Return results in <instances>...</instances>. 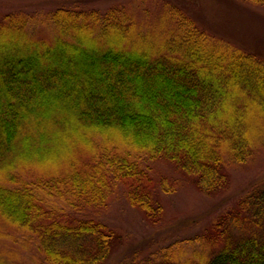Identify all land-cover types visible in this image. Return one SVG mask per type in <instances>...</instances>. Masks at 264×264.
I'll return each instance as SVG.
<instances>
[{
	"label": "trees",
	"instance_id": "1",
	"mask_svg": "<svg viewBox=\"0 0 264 264\" xmlns=\"http://www.w3.org/2000/svg\"><path fill=\"white\" fill-rule=\"evenodd\" d=\"M185 13L164 1L139 48L122 5H57L51 41L0 15V264H264V56ZM160 163L210 198L208 231L117 258L109 206L157 228L181 185Z\"/></svg>",
	"mask_w": 264,
	"mask_h": 264
},
{
	"label": "rangeland",
	"instance_id": "2",
	"mask_svg": "<svg viewBox=\"0 0 264 264\" xmlns=\"http://www.w3.org/2000/svg\"><path fill=\"white\" fill-rule=\"evenodd\" d=\"M75 0H0V15L7 11H19L33 14L28 23V30L36 37L51 41L56 31L48 21V11L60 4H70ZM87 7L102 8L108 5H122L135 18L137 28L132 37L134 48H139L145 41V37L152 39L157 16L164 1H170L185 11L198 24L223 39L231 41L236 46L264 56V4H256L247 0H81ZM58 2V3H57ZM62 2V3H59ZM70 7V6H69ZM86 8V7H83ZM184 15V13H183ZM172 24L167 21L168 27ZM164 36V35H163ZM162 38V37H160ZM262 161L260 162V164ZM256 164V163H255ZM252 164V165H255ZM152 175L163 174L167 178L174 179L173 166L160 163L156 164ZM249 169V167H248ZM238 172V173H237ZM231 187V193L236 194L244 184L247 169L238 170ZM155 173V174H154ZM160 173V174H158ZM181 185L173 183L172 193L162 197L163 221L156 227L140 221L138 212L133 211L122 199L110 204L107 219L124 241L114 256L124 258L132 249L143 251L154 249L155 246L170 242V239H179L204 234L210 225L209 213H206L213 204L210 198H202L190 182L181 175ZM243 180V181H242ZM236 192V193H235ZM215 201V198L214 200ZM208 205V207H207ZM141 218V217H140ZM106 219V218H105ZM139 240V241H138ZM135 243H138L136 245ZM184 246L181 258L191 256L195 251L203 249L210 251V243L196 242L191 239L181 242ZM7 246L6 243H0ZM127 255V256H126ZM207 257V256H206Z\"/></svg>",
	"mask_w": 264,
	"mask_h": 264
}]
</instances>
